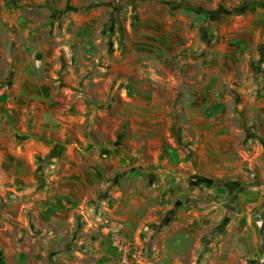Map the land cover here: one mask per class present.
<instances>
[{
    "label": "crops",
    "instance_id": "crops-1",
    "mask_svg": "<svg viewBox=\"0 0 264 264\" xmlns=\"http://www.w3.org/2000/svg\"><path fill=\"white\" fill-rule=\"evenodd\" d=\"M230 1L242 6L219 25L227 39L221 53L232 68H248L264 61V0ZM0 19L17 25L21 59L14 66L31 71L8 95L0 90V200L19 193L39 222H51L38 264H264L261 158L238 141L220 149L218 129H196L206 142L194 150L173 129H125V141L110 120L92 129L96 119L76 109L59 81L44 78L66 67L52 54L55 44L30 32L29 16L1 12ZM45 166L47 190L40 188ZM2 237L6 254L11 239ZM57 245L66 250L52 251ZM10 255V264L28 260Z\"/></svg>",
    "mask_w": 264,
    "mask_h": 264
},
{
    "label": "rangeland",
    "instance_id": "rangeland-1",
    "mask_svg": "<svg viewBox=\"0 0 264 264\" xmlns=\"http://www.w3.org/2000/svg\"><path fill=\"white\" fill-rule=\"evenodd\" d=\"M241 6L230 0H0V13L31 17L30 32L55 44L52 54L66 67L59 75L45 71L44 78L59 81L76 109L96 119L92 129H105L110 120L117 140L126 138L125 129H179L189 150L197 141L196 148H204L206 133L196 129H218L220 149L238 141L263 165L264 61L234 69L221 53L227 39L219 25ZM16 32V24L0 19V90L6 95L31 72L12 62L21 59ZM44 173L40 188L47 190L46 166ZM10 194L0 200V264L6 256L12 263L10 253L19 252L28 259L23 264H38L52 224L38 221L28 199ZM2 235L11 239L6 254Z\"/></svg>",
    "mask_w": 264,
    "mask_h": 264
},
{
    "label": "built area",
    "instance_id": "built-area-1",
    "mask_svg": "<svg viewBox=\"0 0 264 264\" xmlns=\"http://www.w3.org/2000/svg\"><path fill=\"white\" fill-rule=\"evenodd\" d=\"M122 252H124L123 258L126 263H129L130 260L133 258L131 247L128 245H123Z\"/></svg>",
    "mask_w": 264,
    "mask_h": 264
},
{
    "label": "trees",
    "instance_id": "trees-1",
    "mask_svg": "<svg viewBox=\"0 0 264 264\" xmlns=\"http://www.w3.org/2000/svg\"><path fill=\"white\" fill-rule=\"evenodd\" d=\"M175 130V132H176V134H177V136H178V134H179V129H174ZM215 182H218L219 184H224V183H227V182H229V181H224V179H216V181ZM264 226H263V228H262V242H263V244H264Z\"/></svg>",
    "mask_w": 264,
    "mask_h": 264
}]
</instances>
